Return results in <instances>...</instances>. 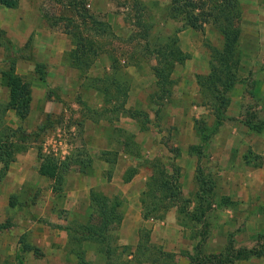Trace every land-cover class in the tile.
I'll use <instances>...</instances> for the list:
<instances>
[{
  "label": "rangeland",
  "instance_id": "1",
  "mask_svg": "<svg viewBox=\"0 0 264 264\" xmlns=\"http://www.w3.org/2000/svg\"><path fill=\"white\" fill-rule=\"evenodd\" d=\"M137 1L35 0L34 7L39 16L33 12L28 15V31L24 34L16 33L11 27L20 14L14 15L15 9L0 4V75L9 69L10 61H20L24 65V77L33 80L35 75L25 64L32 65V60L36 64L44 63L49 77L45 86H32L29 82L30 110L33 107L36 110L32 113L29 110L23 119L15 112L22 120L17 126L11 120L13 116L5 110L9 97L5 99L0 95L1 144L14 141L11 154L16 157L31 149L35 155L43 153L57 159H63V155H90L92 164L96 163L101 170V174L92 175L89 173L91 166L84 168L89 179L98 184L94 190L110 197L119 196L123 206L132 197L128 188L126 193L120 190L131 181H127L126 173L141 171L147 175L146 187L150 175L162 164L171 173L179 172L183 204L188 207L186 211L201 217V211L206 209L200 222L186 212L180 213L183 219L179 231L184 237L181 243L187 261L191 253L201 260V264H214L208 256L223 253L222 259L230 258V247L249 251L264 248V172L258 174L263 181L261 189L249 193L243 188L250 179L247 176L250 171L264 168V153L253 148V145H264V128L258 131L245 124L247 120L251 123L264 120V62H255L249 56L241 63L244 52L251 55L253 51L249 42L247 47L244 43L243 49L240 41L241 79L229 91L221 90V96L217 98L210 90L209 79L215 68L214 52L223 47V36L218 28L212 23L206 27L203 24L202 35L196 32L186 34L185 38L181 34L183 20L173 18L170 13L171 0ZM202 1L206 10L215 4V0ZM18 7L15 11H19ZM241 10L242 20L243 17L255 19L254 14L245 13L242 2ZM94 19L103 21L105 26L99 27ZM37 24L52 27L51 35L55 36L57 32L64 38L63 43L69 44L67 50L62 54L51 53L34 46L32 38ZM39 33L37 43L44 39L43 32ZM174 35L178 39L176 46L183 51L185 59L175 63L170 76L172 82L167 85L171 91L161 96L155 75V53L159 46L174 45L171 39ZM36 64L34 71L39 78ZM129 65L136 66L130 68L138 77L136 82ZM139 93L144 94L142 99H139ZM224 95L227 102L223 106L220 102ZM45 96L55 103L51 111L38 110L40 105L43 106ZM130 109L143 112L132 116L134 113ZM217 118L221 124L212 132ZM8 126L14 129L13 134ZM105 133L110 139L107 148L103 141ZM223 136L226 144L221 143ZM217 147L219 150L212 152ZM102 160L106 163L100 162L98 166ZM2 167L0 163V169ZM223 167L227 170L221 173ZM199 175H203L202 181ZM233 183H236L235 192L242 198L252 199L250 203L231 200ZM28 197L23 191L19 194L20 199L16 198L17 204L30 206L32 202ZM88 210L71 212L74 220L63 222L61 226L66 229L68 225L87 222L92 212ZM231 210L241 219L238 226L232 222ZM122 212L124 214L123 207ZM15 214L22 216L17 211ZM65 214L66 211L59 213L60 216ZM216 214L219 219L217 229L214 225ZM40 220L52 226L60 225L51 224L45 217ZM12 223L6 219L0 223L6 230L2 239L7 244L6 254L0 256L2 264H79L78 253H83L89 264H108L98 242L69 236L64 251L52 248L48 256L40 248L38 239L27 230L32 223L23 226L15 221ZM144 228L149 229L147 226L141 229ZM122 229L121 224L111 241L113 245H120L117 253L112 255V264L126 262L132 252L133 247L121 241ZM245 232L249 234L247 239L242 238ZM157 239L161 242L153 243L159 249L170 251L172 245L164 235L158 234ZM146 251L161 261L167 259L157 255L158 249ZM127 264L138 263L130 259ZM228 264H264V255L234 259Z\"/></svg>",
  "mask_w": 264,
  "mask_h": 264
},
{
  "label": "trees",
  "instance_id": "2",
  "mask_svg": "<svg viewBox=\"0 0 264 264\" xmlns=\"http://www.w3.org/2000/svg\"><path fill=\"white\" fill-rule=\"evenodd\" d=\"M0 4L7 9H16L19 5V0H0ZM169 8L173 18L183 20V27L188 26L196 29L200 28L205 23H212L218 28L223 36L222 49H216L214 52L215 68L211 73V79H209L212 84L210 90L215 92V97L220 98L221 90L229 91L241 79L239 75L241 58L238 54L242 35V10L240 0H215V4L208 8V11L202 0H171ZM94 22L99 24V27L105 26V23L98 19H94ZM171 39L174 45L168 44L165 48L159 46L157 48L158 51L155 53L157 55L156 59L158 65L155 66V75L161 96L165 95V93L169 94L171 91L167 85L172 82L170 76L174 71L175 63L184 62L185 59L183 51L176 46L178 44L176 35ZM81 50H83V48H81ZM36 68L40 73V79L46 81L44 63L38 62ZM4 75L8 79L10 90L9 101L6 104L5 110L10 108L14 109L20 118H26L30 110L31 101V88L29 82L25 81L23 77L16 72V61H10V67L4 72ZM114 81L116 80L114 79ZM220 86L222 88H220ZM221 101L222 102L220 103L224 106L227 102L225 95L221 98ZM222 104H220V107ZM218 110L220 111L219 108ZM131 111L134 113L132 116H136V114L143 112V110L137 109ZM220 114L221 113L218 115ZM220 124L221 121L217 118L212 132H215ZM245 124L258 131L264 128V120H261L258 123H251L250 120H247L245 121ZM8 129L13 134L14 129L9 126ZM206 137H208V135H206ZM13 147L14 141L3 145L0 141V163L4 166L0 169V183L7 174L10 163L16 159V156L11 154ZM40 157L42 158L40 173L54 180L53 192L55 193L63 190L66 174L72 169V166L77 165L78 170L86 172L84 169L85 166L89 167L92 164V157L90 155H71L64 160L57 159L53 155H44L43 153ZM159 166V170L150 175L146 187L141 194L143 217L145 219L151 217L155 219H163L172 207L178 206L180 213L186 212L191 215L193 220L200 222L206 209L201 211V217L195 215V213L186 211L188 207L183 204L179 172L175 170L171 173L162 164ZM136 173V171L127 172V181L131 180ZM202 176L203 175H199V180L201 181L203 180ZM204 191L205 189H203V192ZM122 203V199L117 195L110 197L103 192L96 190L92 191V212L90 213L87 222L66 226L70 238L98 242L102 245L101 250L106 254L108 264H112L110 263L112 255L116 254V250H119L120 248L119 244L115 243L113 245V242L111 241L114 239L113 235L115 230L120 227L123 221L124 214L122 212ZM150 233V229L144 228L141 230V237L137 246L135 260L138 263L179 264L176 259L177 254L161 248L159 249V247L151 241ZM26 247L27 245L25 248ZM147 249H158L157 255L159 257L164 255L167 259L161 261L157 256L155 257V255L148 254L146 251ZM230 249L231 252H229L228 255L230 258L227 257L222 259L223 253H220L219 255H210L206 258L212 260V263L214 264H228L234 259L242 260L248 259L251 255H264L263 247L255 250L252 249L250 251L245 248L235 249L234 247H230ZM188 256L191 264H201V260H198L197 256L195 257L191 254ZM77 257L79 259V264H89L83 253H78ZM128 261L129 259L124 263L122 262V264H127Z\"/></svg>",
  "mask_w": 264,
  "mask_h": 264
},
{
  "label": "crops",
  "instance_id": "3",
  "mask_svg": "<svg viewBox=\"0 0 264 264\" xmlns=\"http://www.w3.org/2000/svg\"><path fill=\"white\" fill-rule=\"evenodd\" d=\"M242 4L245 7V13H251L255 15V19L248 20L247 18L243 17V20H241V26H242V35H241V44L242 48L249 42V48L252 49L253 53L251 55H248L247 51L244 52V56L241 63H245L247 60H245L247 57L252 56L253 60L258 63L264 62V55L262 54L264 50V0H240ZM35 0H19V11H14L12 14H20L16 17V20L11 27L15 30L16 33H26L28 31V19L30 13L37 14V17L39 16L37 8L34 7ZM171 4V1H170ZM251 5V6H250ZM247 7V8H246ZM6 11H4V17ZM22 14V15H21ZM208 26V23L204 24ZM37 31L35 32L32 40L34 42V46H37L39 48H44L46 51H49L51 53H60L62 54L67 50L69 47V44L63 43L64 38L59 36V34L56 32L55 36L51 35L52 27H48L43 24L41 25L37 24ZM199 29V30H198ZM200 28H193V27H184L181 34L186 38L187 35L195 34L198 32L202 35V30ZM38 32H43L44 39L38 42L39 35L41 34ZM42 34V36H43ZM49 34V35H48ZM187 34V35H186ZM47 35L49 37H47ZM57 35V36H56ZM183 37V41L185 40ZM249 38V39H248ZM59 44V45H58ZM241 46V45H240ZM247 47V46H246ZM244 49V48H243ZM2 60V57H0V61ZM32 65H27V68H31V72L35 75L33 76V80H27L24 75L26 74L23 68V62L16 63V72L23 77V79L27 82H31L32 86L34 84L41 85L43 84L45 86V82L47 79L49 80V77L46 76V81H43L42 79L36 77V71L35 69V61L31 60ZM242 65V64H241ZM21 67V72H19V69ZM131 67L136 66H128V69ZM131 70V69H130ZM241 67L239 68L240 73ZM132 75L134 76L133 81H138V77L135 73V71H132ZM9 86H8V79L5 75H0V95L3 96V98L7 99L9 97ZM144 97L143 93H139V99H142ZM45 96L43 98V106L40 105L38 107V110L40 111H51V106L55 105L52 104L53 102H50L46 99ZM50 102V103H49ZM139 105V104H138ZM140 106V105H139ZM36 110L31 108L32 111ZM14 109H8V113L11 115V120L14 122L13 125L17 126L19 122L21 123L22 120H20L17 115L15 114ZM30 113V114H31ZM27 117L26 120L29 121L31 115ZM30 128L29 126H27ZM246 129V128H245ZM102 132V131H101ZM98 134H101L97 131ZM104 145L105 148L109 146L110 139L108 138L107 134L104 135ZM107 136V137H106ZM221 143L226 144L225 137H221ZM228 143V142H227ZM220 147H217L216 149L212 150V152H215L219 150ZM235 147H233L234 149ZM253 148L256 149L258 152L264 153V145L262 147H256L253 145ZM236 150V149H234ZM219 152V151H218ZM225 154V153H224ZM230 155V154H229ZM68 155H63V160L66 159ZM101 160V159H100ZM100 162L106 163V160L99 161L98 166L100 165ZM42 163V158L40 155H35V152L31 150H28L25 154H19L17 155L16 159L12 162L10 165L9 170L7 171V175L3 178V180L0 183V223L5 222V219L11 224L15 221L21 226L25 224L32 223V226L29 227L27 230L31 232V235L34 238H37L39 241V246L42 248L43 252L46 253L48 256L52 252V248H56L57 251H64L65 244L67 243L69 239V232L67 229L62 227V223L66 222H72L73 215L71 212L76 211H85L88 212V209H92L91 207V193L94 191V189L97 187V183H93L89 179V175H87L86 172L78 170V166L74 165L72 166V169L68 171L65 177V183L63 190L61 192H53V183L54 180L46 175H43L40 173V167ZM90 169V168H89ZM94 172H93V171ZM224 170H227V168L222 169V172ZM264 172V168H256L255 170L250 171L247 176L250 178L247 180L243 186L245 190H247L249 193L253 190L261 189L262 180L259 178L258 174L260 172ZM123 172H125V169H123ZM92 175L94 174H101V170L98 169L96 166V163L93 162L91 165V171H89ZM124 174V173H122ZM255 176V177H254ZM258 178H257V177ZM147 178V175L142 173L141 171L135 174L131 178V181L128 183H125L123 187L120 188L123 192L126 193V189L128 188L130 193L132 192V197L130 200L125 201V205L122 206L124 209V217L122 221V230H123V236L121 238V241L123 244H130L132 246V252L127 256V259H133L135 260L137 246L140 241V235H141V228L143 226H147L150 230V238L152 242H161V240L157 239L158 234L164 235L165 238H167L168 243L172 245L169 249L171 252L177 253V260L179 264H191L190 259L188 261L185 258V251L183 250L182 241L184 240V237L180 235L179 228L181 227V221L183 217L181 216L179 212L178 206L173 207L171 210L168 211L167 215L163 219H155L153 217L145 219L143 217V211H142V202H141V194L142 191L145 188V180ZM143 179L144 181L141 184L134 185L135 182H139V180ZM232 191H231V200L240 201L241 204L248 202L250 203L252 199H245L240 197V193L235 192L236 183H233L231 185ZM264 188V187H263ZM26 193L28 197V200H30V206L24 205V204H17V199L19 198V194ZM20 199V198H19ZM29 202V201H28ZM247 204V203H246ZM178 208V211H177ZM229 208V207H228ZM25 209V212L22 210ZM233 209V208H232ZM15 211H17L19 214H22V216H18L15 214ZM61 211H66L67 214L64 216H60L59 213ZM234 210H231L232 213V222L234 225L238 226L241 224V219L239 216L234 215ZM217 215V214H216ZM45 217L49 219V222L51 224H59L60 225H50L48 222H44V220H40V218ZM234 218L238 220H234ZM44 219V218H43ZM214 225H219L218 221V215L215 216L214 219ZM244 229V228H243ZM5 228H1L0 226V256L3 254H6V246L5 242L3 243L4 235H5ZM4 233V234H3ZM13 233H16L13 231ZM18 233V232H17ZM19 235V233H18ZM249 234L246 232L243 233L242 238L247 239ZM17 240V239H16ZM19 243V242H18ZM20 244V243H19ZM57 253V252H56ZM188 254V252H186ZM8 254V253H7ZM61 255V253H58ZM191 254V253H190ZM183 257V258H181ZM181 258V259H180ZM186 260V262L184 261ZM137 262V261H136ZM138 263V262H137ZM0 264H2L0 260ZM138 264H150V263H138Z\"/></svg>",
  "mask_w": 264,
  "mask_h": 264
}]
</instances>
